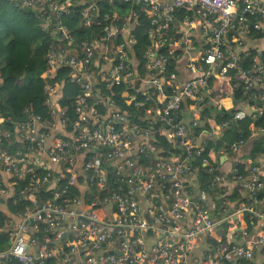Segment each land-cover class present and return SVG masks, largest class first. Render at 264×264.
<instances>
[{
    "label": "built area",
    "instance_id": "2783aa9c",
    "mask_svg": "<svg viewBox=\"0 0 264 264\" xmlns=\"http://www.w3.org/2000/svg\"><path fill=\"white\" fill-rule=\"evenodd\" d=\"M15 1L50 43L45 115L15 123L0 99V200L28 204L8 215L0 264H264V152L250 155L264 128L206 154L231 123L264 115V44L249 45L264 0ZM76 14L82 28L63 21ZM66 82L80 88L71 130ZM234 87L243 107L199 132L207 110L234 108ZM12 137L24 146L8 149Z\"/></svg>",
    "mask_w": 264,
    "mask_h": 264
},
{
    "label": "trees",
    "instance_id": "16d2710c",
    "mask_svg": "<svg viewBox=\"0 0 264 264\" xmlns=\"http://www.w3.org/2000/svg\"><path fill=\"white\" fill-rule=\"evenodd\" d=\"M118 6H127L120 5ZM81 10V8L79 9ZM63 21L68 24L70 28L77 27L82 28L79 25V14L74 17L68 16L63 18ZM144 25L141 23L137 30V37L140 40V45L145 46L147 44V37L144 33ZM80 35H89L90 31L80 29L78 32ZM256 37H264V33H254ZM146 37V39H145ZM50 43V36L47 32H44L41 27V23L36 19L35 13L29 8H23L16 4L15 0H0V69H1V81L3 83L2 91L7 97L9 105L15 110L18 116H23L26 109H32L36 115H45V109L43 106L45 94H44V81L42 76L47 70L46 62V47ZM256 51L252 50L248 58L245 60L246 66L249 65L250 60L256 55ZM264 61V54L262 56ZM40 81V82H38ZM124 88H119L118 92L121 94ZM80 92V88L77 85L66 82L63 88V96L61 99V105L66 112V127L71 130V124L76 119V113L73 106V100ZM121 96V95H120ZM119 96V97H120ZM118 97V98H119ZM234 108L230 110H218L211 109L206 111L204 115L203 125L199 127V132L205 129L207 120L215 118L217 122L224 121L233 116V113L243 107V102L238 103L244 99L243 90L241 88L235 89L233 93ZM122 100V99H120ZM124 108V104H120ZM2 111L7 112L2 106ZM132 107L128 110L132 113ZM261 126L264 128V115L255 116L254 114L248 115L245 119L235 121L231 123L227 128L220 132V139L216 141L215 145L211 142L207 145V152L210 148H220L226 142L229 144L234 141L243 138L251 141L253 129L251 125ZM5 129L13 130L14 124L6 123ZM64 139L63 134L59 135ZM16 140V144H15ZM12 137L10 141L5 142V146L8 149L22 148L24 142L17 141ZM253 147V148H252ZM252 151L250 153L253 157H258L260 152H264V143L262 138H256L252 143ZM238 154H230L229 158L234 160ZM221 157L218 161V166H221ZM230 161L227 162L229 164ZM226 164V163H225ZM201 169L199 175L200 189L210 191V195L215 201L218 197L213 193V188H209L204 185L205 180L211 178L208 173L203 172ZM203 172V173H202ZM203 174V175H201ZM63 185H66L65 181H62ZM17 189L20 187L17 186ZM215 192L219 193V188H215ZM80 196V192L76 190H70L69 195L73 199L74 196ZM234 200V197L232 198ZM0 202L6 203V211L4 212L0 208V250L6 251L10 247V238L8 232L3 230L6 220L9 218V213L16 215L21 208H26L28 205L26 202L17 201L14 202L13 198L8 200H0ZM217 213V211H215ZM253 225V222H250ZM10 264H19L12 262Z\"/></svg>",
    "mask_w": 264,
    "mask_h": 264
},
{
    "label": "water",
    "instance_id": "95a60500",
    "mask_svg": "<svg viewBox=\"0 0 264 264\" xmlns=\"http://www.w3.org/2000/svg\"><path fill=\"white\" fill-rule=\"evenodd\" d=\"M2 88H3V83L0 82V99L4 109L7 110L8 114L13 118V121L15 123H27L29 121L28 112H25L22 117L17 116L15 110L9 105L7 101V97L2 91Z\"/></svg>",
    "mask_w": 264,
    "mask_h": 264
},
{
    "label": "crops",
    "instance_id": "0c3cea01",
    "mask_svg": "<svg viewBox=\"0 0 264 264\" xmlns=\"http://www.w3.org/2000/svg\"><path fill=\"white\" fill-rule=\"evenodd\" d=\"M253 38L255 39V40H252L250 43H249V45L250 46H254V47H256V45L257 44H264V37H261V38H258V37H256V36H253ZM233 79H234V76H233ZM233 79H232V82H233ZM233 84H235V83H233ZM237 88H240V87H234V90L233 91H235V89H237ZM234 93V92H233ZM243 96H244V92H243ZM231 98V100L229 101V100H224V102L225 103H228L227 105L228 106H230V105H235V102H234V98H233V94H232V96L230 97ZM244 101V99L242 100V101H239L238 103H240V102H243ZM224 162V161H223ZM223 167V168H222ZM221 168H222V170H227L228 168H229V166L228 165H225V164H221ZM0 208L5 212L6 210V203L5 202H0ZM1 264H5V263H1Z\"/></svg>",
    "mask_w": 264,
    "mask_h": 264
},
{
    "label": "rangeland",
    "instance_id": "374dc122",
    "mask_svg": "<svg viewBox=\"0 0 264 264\" xmlns=\"http://www.w3.org/2000/svg\"><path fill=\"white\" fill-rule=\"evenodd\" d=\"M38 82H40V81H38Z\"/></svg>",
    "mask_w": 264,
    "mask_h": 264
}]
</instances>
